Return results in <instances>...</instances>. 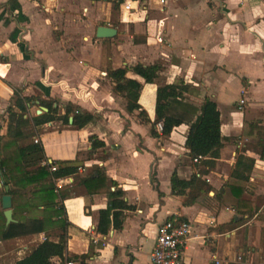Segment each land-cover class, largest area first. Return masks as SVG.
I'll use <instances>...</instances> for the list:
<instances>
[{"label":"crops","instance_id":"1","mask_svg":"<svg viewBox=\"0 0 264 264\" xmlns=\"http://www.w3.org/2000/svg\"><path fill=\"white\" fill-rule=\"evenodd\" d=\"M60 2L0 0V136L6 132V110L14 90L36 99L28 109L29 117L47 112L40 101L53 102L60 115L70 105L93 116L79 130L55 120L27 135L41 143L48 164L77 166L74 176L56 184L66 195L62 201L69 223L66 256L76 258L71 261L74 264H149L157 227L175 218L191 226L183 252L186 264H214L213 256L219 264H264V162L258 160L256 150L244 149L240 126L243 118L264 114V0H164L163 5L158 0H124L118 10L119 26L102 18L80 22L86 31L82 50L64 48L66 43L75 44V36L70 42L52 37ZM105 2L82 3L103 9L106 5L110 11L111 4ZM128 2L131 13L124 12ZM139 6L146 13L138 11ZM99 20V26L115 30L112 38L98 39L92 33ZM137 64L160 66L154 84H144L131 71L125 75L142 86L138 104L148 123L139 119L138 111L126 110L125 99L112 91L113 84L106 77L109 70ZM177 80L189 86L187 102L200 107L209 99L216 104L224 138L215 166L201 176L209 192L188 206L183 205L184 197L171 194L170 180L173 173L184 180L199 177L196 162L184 147L189 127L182 124L163 136L153 125L157 88ZM243 107L244 117L239 111ZM91 137L102 147L92 149ZM241 150L255 159L241 198L257 211L244 221L235 213L236 201L226 188L229 175L224 174L223 181L215 177L220 166L230 172ZM98 173L104 175L107 192L114 190V183L131 206L122 211L119 227L110 225L105 236L96 227L98 212L107 208V192L91 195L81 183ZM40 211L18 209L14 218L39 217ZM45 236L0 242V264H15ZM48 239L57 242L56 236ZM52 262L60 263L57 258Z\"/></svg>","mask_w":264,"mask_h":264},{"label":"trees","instance_id":"2","mask_svg":"<svg viewBox=\"0 0 264 264\" xmlns=\"http://www.w3.org/2000/svg\"><path fill=\"white\" fill-rule=\"evenodd\" d=\"M105 1L111 4L112 11H118L119 6L124 2V0ZM128 71L142 78L144 84H154L160 66L137 64L106 72V77L113 84L112 91L125 99L126 110L129 113L138 111L139 119L148 123L146 113L138 104L142 86L125 77ZM188 92L189 86L182 80L159 86L155 95L153 123L154 126L161 124L163 136H168L175 127L182 124L189 127L184 147L191 161L197 159L194 165L198 169L199 177L192 175L184 180L173 173L170 180L171 194L184 197L185 206L192 205L200 195L209 192L210 186L201 176L215 166L224 141L220 133L221 121L216 104L204 99L200 107H196L187 102L185 94ZM35 100L33 97L22 96L19 91L14 90L11 103L6 110V132L5 135L0 136V242L44 233L45 240L15 264H53L54 258L59 259V264H65L76 258L66 256L69 223L62 206L66 195L58 191L55 181L74 176L77 173V166L68 162L48 164L41 143L39 141L35 143L34 139H30L31 137L27 135L35 133V129L40 125L55 120L79 130L90 124L93 116L81 113L70 105L65 106L63 115H60V109L54 107L53 102L40 101V105L47 112L29 117L28 109L34 105ZM69 117H71L70 124ZM255 129L256 155L259 161L264 162V130L260 126ZM151 135L155 136V133L152 131ZM90 140L92 149L102 147V143L96 139L91 137ZM51 166L55 167L53 172ZM254 167L255 159L248 157L245 151L241 150L235 157L226 184L228 192L236 201L234 211L240 221L250 219L257 211L255 205L241 198ZM104 180V175L98 173L97 177L81 179V183L87 186L88 192L92 195L107 192V188L103 187ZM91 183L94 187L92 189H90ZM111 185L114 190L107 192V208L98 212L96 232L101 236L107 235L110 225L113 229L118 228L123 220L122 211L131 209V206L123 201L122 191L117 189L114 183ZM4 187H8L7 192L4 191ZM5 194L11 197V209H13V222L8 225H5L1 208V197ZM38 208H41L39 217L23 220L14 218L15 210L28 212ZM52 235L57 237V242L48 239Z\"/></svg>","mask_w":264,"mask_h":264},{"label":"rangeland","instance_id":"3","mask_svg":"<svg viewBox=\"0 0 264 264\" xmlns=\"http://www.w3.org/2000/svg\"><path fill=\"white\" fill-rule=\"evenodd\" d=\"M62 2L58 3L57 6L60 10H58L59 13V22L56 24L53 23V29H51L52 37L55 40H58L60 38H65L68 42L69 38L72 39V37L75 36V44L71 45L69 43L64 44V48H68L69 50L73 49H83V44H82V37L85 35L86 31L84 30L85 27L81 25L80 22L83 20H86L88 18H101L105 21H107V24L116 25L119 26V11H107V6L104 5V9L97 5H89L87 3H82L84 0H61ZM100 4H103V1H99ZM106 3V2H105ZM62 8V9H61ZM87 8V11L85 12L83 9ZM64 10V11H63ZM107 12L105 15L104 13ZM104 14V15H103ZM100 16V17H99ZM126 16V15H125ZM71 18H76V19H71ZM75 20V21H74ZM100 20L98 22H95V26L92 27V33L96 32L98 27L100 25ZM104 27V26H103ZM109 28V27H106ZM113 29V28H111ZM112 38V37H111ZM92 41H94L93 35H92ZM101 76V75H100ZM241 113L244 114L246 112V107H243L242 110H239ZM32 114V113H31ZM252 116L249 117L247 120V117L243 118L242 122H240L242 134L244 136V139H242V144H244V149L247 150H256L255 148V141H256V129L258 126L263 124L264 120V114L257 113L254 115V117L251 119ZM262 130H264V125L263 127L260 126ZM254 129V130H253ZM250 133L252 138L248 137L247 134ZM230 172H227L226 168H223L220 166L218 168V172L215 177L223 181V176L224 174L228 177ZM226 177V178H227ZM228 179V178H227ZM256 182V181H255ZM261 182H264L262 180ZM1 187V184H0ZM207 198V196L205 197Z\"/></svg>","mask_w":264,"mask_h":264},{"label":"built area","instance_id":"4","mask_svg":"<svg viewBox=\"0 0 264 264\" xmlns=\"http://www.w3.org/2000/svg\"><path fill=\"white\" fill-rule=\"evenodd\" d=\"M160 5L164 4V0H158ZM131 2L124 5V12H133ZM138 11L145 12L142 6L138 7ZM146 13V12H145ZM244 100H239V105L242 106ZM156 130L161 133L162 126L160 123L155 125ZM36 143L37 140H34ZM193 162H197L194 159ZM55 167L51 166L53 172ZM60 179L55 181V184ZM191 234V226L188 222L178 219H170L157 227L154 247L149 255V264H186L183 259V252L187 240ZM214 264H219L215 256L212 257ZM65 264H74L73 262H66Z\"/></svg>","mask_w":264,"mask_h":264},{"label":"water","instance_id":"5","mask_svg":"<svg viewBox=\"0 0 264 264\" xmlns=\"http://www.w3.org/2000/svg\"><path fill=\"white\" fill-rule=\"evenodd\" d=\"M114 35H115V30L111 28L98 27L96 30V37L98 39L111 38ZM43 110L46 111L45 109ZM40 113L41 111L37 112V114H40ZM4 191L7 192L8 187H4ZM1 208L3 210V216L5 218V225H8L9 223L13 222L12 210H11V197L9 195L5 194L1 197Z\"/></svg>","mask_w":264,"mask_h":264}]
</instances>
